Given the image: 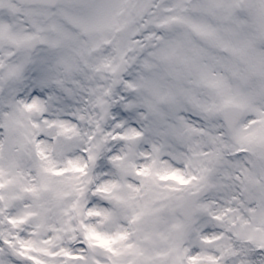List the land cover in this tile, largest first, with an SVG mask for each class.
Returning a JSON list of instances; mask_svg holds the SVG:
<instances>
[{
    "label": "clouds",
    "instance_id": "1",
    "mask_svg": "<svg viewBox=\"0 0 264 264\" xmlns=\"http://www.w3.org/2000/svg\"><path fill=\"white\" fill-rule=\"evenodd\" d=\"M0 264H264V0H0Z\"/></svg>",
    "mask_w": 264,
    "mask_h": 264
}]
</instances>
